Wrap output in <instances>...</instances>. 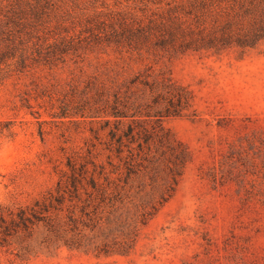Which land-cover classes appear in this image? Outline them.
Listing matches in <instances>:
<instances>
[{"label": "rangeland", "instance_id": "rangeland-1", "mask_svg": "<svg viewBox=\"0 0 264 264\" xmlns=\"http://www.w3.org/2000/svg\"><path fill=\"white\" fill-rule=\"evenodd\" d=\"M0 2L27 11V44L56 51L54 63L31 61L0 86V264H264V42L121 59L95 47L92 33L122 16L146 23L169 0ZM117 72L170 78L186 91L183 116L158 122L189 153L165 202L162 168L154 182L110 173L104 118L91 116ZM149 97L139 91L130 103ZM94 161L112 189L97 176L92 187Z\"/></svg>", "mask_w": 264, "mask_h": 264}, {"label": "trees", "instance_id": "trees-1", "mask_svg": "<svg viewBox=\"0 0 264 264\" xmlns=\"http://www.w3.org/2000/svg\"><path fill=\"white\" fill-rule=\"evenodd\" d=\"M168 5L173 6L159 17L147 18L146 23L144 19L136 18L128 21L123 16L113 20L108 30L92 33L93 44L98 48L111 49L123 59L125 55L135 54L141 58L143 52L154 53L155 56L164 53L172 57L190 51L222 52L233 47L251 49L264 42V0H169ZM25 12L13 5L4 7L0 2V86L11 72H23L29 68L31 61L39 62L42 58L47 64L54 63L52 57L56 51L44 54L42 45L31 46L22 38L27 35L22 30L28 21ZM32 31L27 32L29 36L33 35ZM47 46L50 49V45ZM61 53H67V50L63 48ZM125 76L117 72L111 78V91L104 107L92 112L91 117L104 118L102 129L107 131V135L103 149L110 173L118 175L119 180L147 175L154 182L162 168L169 183L167 197L162 198L165 202L174 192L189 153L158 122L167 117L183 116L189 100L185 97V89L170 78L159 79L151 74ZM139 91L148 92V100L130 103ZM105 94L104 90L98 92L99 97ZM141 107L145 109L143 116L142 112H132ZM138 114L150 121V128L137 124ZM126 120L130 123L124 128ZM99 139L96 132V140ZM91 164L94 167L90 177L92 187H96L97 176L104 178L107 187L112 189L106 167L95 161ZM70 167L75 175V163L70 162ZM76 180V177H71L74 187Z\"/></svg>", "mask_w": 264, "mask_h": 264}]
</instances>
